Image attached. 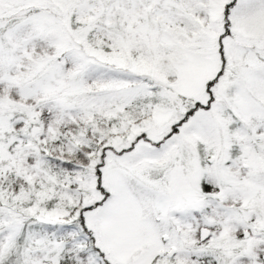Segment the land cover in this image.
I'll return each mask as SVG.
<instances>
[{
    "label": "snow or ice",
    "instance_id": "6c2138e0",
    "mask_svg": "<svg viewBox=\"0 0 264 264\" xmlns=\"http://www.w3.org/2000/svg\"><path fill=\"white\" fill-rule=\"evenodd\" d=\"M0 264H264V0H0Z\"/></svg>",
    "mask_w": 264,
    "mask_h": 264
}]
</instances>
